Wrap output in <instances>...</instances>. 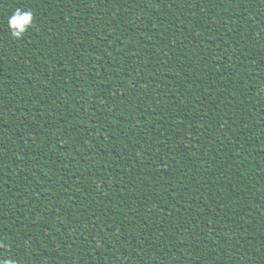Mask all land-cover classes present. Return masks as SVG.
Listing matches in <instances>:
<instances>
[{"label":"trees","instance_id":"trees-1","mask_svg":"<svg viewBox=\"0 0 264 264\" xmlns=\"http://www.w3.org/2000/svg\"><path fill=\"white\" fill-rule=\"evenodd\" d=\"M9 260L264 264V0H0Z\"/></svg>","mask_w":264,"mask_h":264},{"label":"clouds","instance_id":"clouds-1","mask_svg":"<svg viewBox=\"0 0 264 264\" xmlns=\"http://www.w3.org/2000/svg\"><path fill=\"white\" fill-rule=\"evenodd\" d=\"M11 35L15 38H22L24 34L34 25V16L30 11L16 8L7 20ZM7 264H14L9 260Z\"/></svg>","mask_w":264,"mask_h":264}]
</instances>
